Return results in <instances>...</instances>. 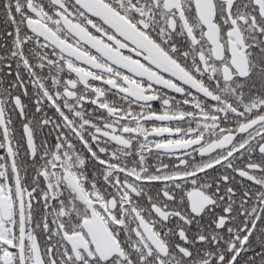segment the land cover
<instances>
[{
	"label": "snow or ice",
	"instance_id": "1",
	"mask_svg": "<svg viewBox=\"0 0 264 264\" xmlns=\"http://www.w3.org/2000/svg\"><path fill=\"white\" fill-rule=\"evenodd\" d=\"M0 264H264V0H0Z\"/></svg>",
	"mask_w": 264,
	"mask_h": 264
}]
</instances>
